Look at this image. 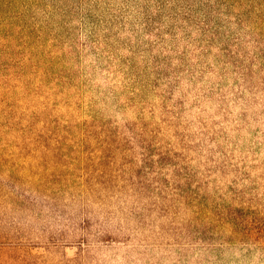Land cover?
Segmentation results:
<instances>
[{"label":"rangeland","instance_id":"obj_1","mask_svg":"<svg viewBox=\"0 0 264 264\" xmlns=\"http://www.w3.org/2000/svg\"><path fill=\"white\" fill-rule=\"evenodd\" d=\"M0 264H264V0H0Z\"/></svg>","mask_w":264,"mask_h":264}]
</instances>
